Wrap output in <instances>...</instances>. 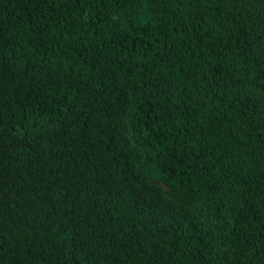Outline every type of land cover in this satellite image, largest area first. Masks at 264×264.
Wrapping results in <instances>:
<instances>
[{"label": "trees", "instance_id": "obj_1", "mask_svg": "<svg viewBox=\"0 0 264 264\" xmlns=\"http://www.w3.org/2000/svg\"><path fill=\"white\" fill-rule=\"evenodd\" d=\"M0 264H264V0H0Z\"/></svg>", "mask_w": 264, "mask_h": 264}]
</instances>
